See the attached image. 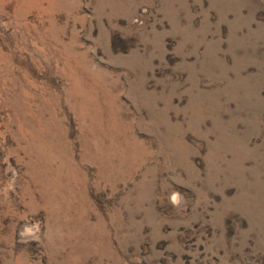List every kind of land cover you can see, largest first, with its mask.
Segmentation results:
<instances>
[{
  "label": "rangeland",
  "instance_id": "374dc122",
  "mask_svg": "<svg viewBox=\"0 0 264 264\" xmlns=\"http://www.w3.org/2000/svg\"><path fill=\"white\" fill-rule=\"evenodd\" d=\"M0 264H264V0H0Z\"/></svg>",
  "mask_w": 264,
  "mask_h": 264
}]
</instances>
